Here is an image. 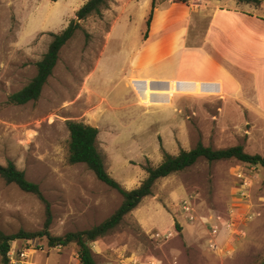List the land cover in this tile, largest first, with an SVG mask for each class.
Wrapping results in <instances>:
<instances>
[{
  "label": "rangeland",
  "instance_id": "obj_1",
  "mask_svg": "<svg viewBox=\"0 0 264 264\" xmlns=\"http://www.w3.org/2000/svg\"><path fill=\"white\" fill-rule=\"evenodd\" d=\"M85 1L0 0V163L13 160L39 185L50 202L52 235L98 224L121 202V195L84 164L67 161L66 120L97 127L105 167L126 189L140 184L144 167L157 165L163 151L177 154L199 140L212 148L241 144L246 152L264 155V120L239 100L175 93L172 81L169 87H156L150 80H131L142 72L127 55L117 53V37L129 34L126 47L140 40L148 30L152 0H131L96 65L115 0L102 15L78 20L75 12ZM203 2L235 3L240 12L264 14L260 5L253 9L238 0ZM207 15L210 9L190 17V43L204 38ZM71 19L81 28L61 47L38 99L8 102L9 94L35 75L51 33L63 30ZM209 30L210 43L216 45L223 34L216 26ZM44 220V206L35 195L0 178V230L37 231ZM33 240L43 249L31 248L29 264L78 263L74 243L50 247L44 237ZM90 246L97 264H258L264 255V168L236 159L200 158L157 179L151 194Z\"/></svg>",
  "mask_w": 264,
  "mask_h": 264
},
{
  "label": "crops",
  "instance_id": "obj_2",
  "mask_svg": "<svg viewBox=\"0 0 264 264\" xmlns=\"http://www.w3.org/2000/svg\"><path fill=\"white\" fill-rule=\"evenodd\" d=\"M130 2L115 0L114 18L104 34L95 65L112 37L120 14ZM154 2L146 37L143 33L140 40L129 47L124 44L129 34L117 37L121 39L115 48L117 53L127 55L130 64L142 72L131 80H150L156 87H169L172 81L175 93L224 95L239 100L264 120V14L240 12L235 3L211 6L203 0L167 1V5ZM252 8L257 9V6L252 5ZM260 8H264V3ZM208 9L209 24L204 38L190 43L187 39L190 17H198L200 11ZM213 26L218 34H223L222 40L215 41L216 45L210 43L207 35ZM226 43L232 46L230 50L225 49ZM150 69L154 72L147 74Z\"/></svg>",
  "mask_w": 264,
  "mask_h": 264
},
{
  "label": "trees",
  "instance_id": "obj_3",
  "mask_svg": "<svg viewBox=\"0 0 264 264\" xmlns=\"http://www.w3.org/2000/svg\"><path fill=\"white\" fill-rule=\"evenodd\" d=\"M55 1V0H54ZM113 0H86L75 12L78 20H84L90 15H102V10L108 8ZM187 3L188 0H178ZM240 2L251 3L259 6L264 0H238ZM155 2L152 0L150 11L146 18L147 29L150 24ZM81 24L75 19H71L68 25L57 33H51L52 39L48 44L47 50L36 62L35 75L19 90L9 94L7 100L13 104H24L28 101H35L40 96L43 85L51 75L57 62L61 47L73 36ZM147 31L144 33L146 37ZM69 139L67 147V161L69 163H82L91 170L97 179L115 189L121 195V202L117 208L104 220L89 228L68 231L62 235H52L49 226L52 222L50 202L43 195L39 185L29 180L24 171L17 168L13 160L7 159L4 164L0 163V178L5 183H13L21 190L35 195L43 204L45 220L43 227L37 231H25L19 229L14 233L7 234L0 230V256L2 264H7V250L12 240H29L35 238H46L48 245L65 246L74 243L77 246V264H97L92 250L91 242L105 236L114 229L123 217L134 209L140 201L151 194L152 187L156 180L172 173L181 171L193 165L198 159L203 158L207 161L224 159H236L238 161L261 166L264 168V155L246 152L241 144H236L222 148H212L204 145L200 140L190 149H181L177 154H170L163 151L161 161L155 165L144 167L146 176L140 184L132 189H126L115 180L107 171L98 144L97 127L77 120L65 121ZM258 264H264V255Z\"/></svg>",
  "mask_w": 264,
  "mask_h": 264
},
{
  "label": "built area",
  "instance_id": "obj_4",
  "mask_svg": "<svg viewBox=\"0 0 264 264\" xmlns=\"http://www.w3.org/2000/svg\"><path fill=\"white\" fill-rule=\"evenodd\" d=\"M174 1V0H170ZM185 209L189 210L188 206H184ZM191 218V216H190ZM17 240H12L10 246L7 250V264H29L30 262L28 259V253L31 248H36L38 250L43 249L42 245L35 244L33 245V239L29 240H21V245L19 246L16 243Z\"/></svg>",
  "mask_w": 264,
  "mask_h": 264
}]
</instances>
